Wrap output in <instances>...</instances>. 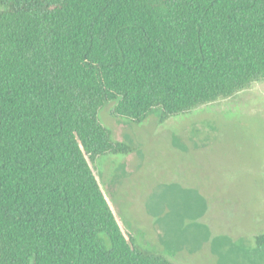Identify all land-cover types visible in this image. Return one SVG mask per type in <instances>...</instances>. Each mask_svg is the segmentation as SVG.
Masks as SVG:
<instances>
[{"label":"trees","instance_id":"trees-1","mask_svg":"<svg viewBox=\"0 0 264 264\" xmlns=\"http://www.w3.org/2000/svg\"><path fill=\"white\" fill-rule=\"evenodd\" d=\"M259 83L264 0H0V264H174L106 191L98 160L134 149L100 114L163 124Z\"/></svg>","mask_w":264,"mask_h":264},{"label":"rangeland","instance_id":"rangeland-1","mask_svg":"<svg viewBox=\"0 0 264 264\" xmlns=\"http://www.w3.org/2000/svg\"><path fill=\"white\" fill-rule=\"evenodd\" d=\"M100 122L128 156L98 160L106 191L141 245L174 264H264V83L161 124Z\"/></svg>","mask_w":264,"mask_h":264}]
</instances>
